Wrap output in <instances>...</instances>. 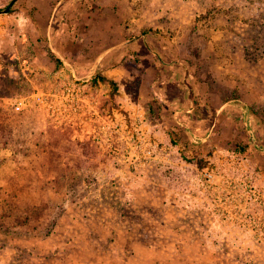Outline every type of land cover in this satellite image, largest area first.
I'll use <instances>...</instances> for the list:
<instances>
[{
    "label": "rangeland",
    "instance_id": "obj_1",
    "mask_svg": "<svg viewBox=\"0 0 264 264\" xmlns=\"http://www.w3.org/2000/svg\"><path fill=\"white\" fill-rule=\"evenodd\" d=\"M0 264H264V0L0 14Z\"/></svg>",
    "mask_w": 264,
    "mask_h": 264
},
{
    "label": "water",
    "instance_id": "obj_2",
    "mask_svg": "<svg viewBox=\"0 0 264 264\" xmlns=\"http://www.w3.org/2000/svg\"><path fill=\"white\" fill-rule=\"evenodd\" d=\"M17 1L18 0H13L12 3L5 10H0V14L9 13Z\"/></svg>",
    "mask_w": 264,
    "mask_h": 264
},
{
    "label": "built area",
    "instance_id": "obj_3",
    "mask_svg": "<svg viewBox=\"0 0 264 264\" xmlns=\"http://www.w3.org/2000/svg\"><path fill=\"white\" fill-rule=\"evenodd\" d=\"M18 109H20V107H18Z\"/></svg>",
    "mask_w": 264,
    "mask_h": 264
},
{
    "label": "trees",
    "instance_id": "obj_4",
    "mask_svg": "<svg viewBox=\"0 0 264 264\" xmlns=\"http://www.w3.org/2000/svg\"><path fill=\"white\" fill-rule=\"evenodd\" d=\"M198 104V103H197Z\"/></svg>",
    "mask_w": 264,
    "mask_h": 264
}]
</instances>
